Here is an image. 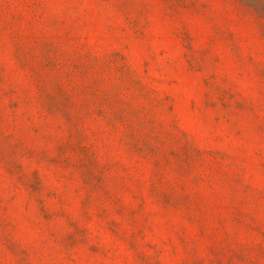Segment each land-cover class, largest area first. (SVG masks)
<instances>
[{
	"label": "rangeland",
	"instance_id": "rangeland-1",
	"mask_svg": "<svg viewBox=\"0 0 264 264\" xmlns=\"http://www.w3.org/2000/svg\"><path fill=\"white\" fill-rule=\"evenodd\" d=\"M0 264H264V0H0Z\"/></svg>",
	"mask_w": 264,
	"mask_h": 264
}]
</instances>
